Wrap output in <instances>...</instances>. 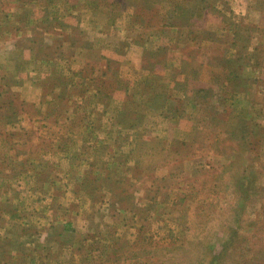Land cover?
<instances>
[{
  "label": "rangeland",
  "instance_id": "rangeland-1",
  "mask_svg": "<svg viewBox=\"0 0 264 264\" xmlns=\"http://www.w3.org/2000/svg\"><path fill=\"white\" fill-rule=\"evenodd\" d=\"M25 247L264 264V0H0V250Z\"/></svg>",
  "mask_w": 264,
  "mask_h": 264
},
{
  "label": "crops",
  "instance_id": "crops-1",
  "mask_svg": "<svg viewBox=\"0 0 264 264\" xmlns=\"http://www.w3.org/2000/svg\"><path fill=\"white\" fill-rule=\"evenodd\" d=\"M4 238H7L2 235ZM21 237L20 240H22ZM25 244H23V247ZM26 248V247H25ZM23 248H18L17 250L12 249H3L0 250V256L3 257V260L1 261V264H21V262H24L25 264H42L43 260H40V257L42 255L37 253V250L26 248L22 250ZM45 264V263H44Z\"/></svg>",
  "mask_w": 264,
  "mask_h": 264
}]
</instances>
